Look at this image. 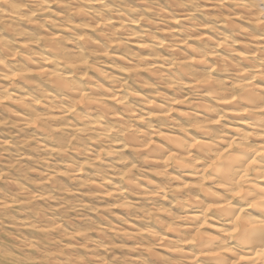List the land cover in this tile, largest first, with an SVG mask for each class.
<instances>
[{
    "label": "rangeland",
    "instance_id": "1",
    "mask_svg": "<svg viewBox=\"0 0 264 264\" xmlns=\"http://www.w3.org/2000/svg\"><path fill=\"white\" fill-rule=\"evenodd\" d=\"M42 1V5H31L25 0H10L8 5L13 6L14 12L8 17L2 10L5 5L0 3V44L8 52L2 55L8 57L5 54L13 53V60L8 62L20 74L13 80L0 73V95H5L0 99V201H14L9 207L0 209V263L188 264L186 259L170 252L166 245L154 241L147 229L171 234L175 228L185 225L188 221L184 215L193 209H181L184 193L195 195L202 206L211 203L200 190L201 186H210L209 176L200 181L197 174L187 172L190 174L182 175L183 171L171 165L165 170L151 161L155 156L153 152L137 155L128 150H114L117 147L111 148L108 140H100L94 131L81 126L76 114L89 109L86 103L75 104L64 116L47 107L48 102H54L61 93L51 89L39 69L24 58L48 55L44 45L52 39L69 55L81 59L67 82L86 92L89 85H96L103 92L122 84L121 92L139 94L138 98L128 95L125 101L134 109V114L144 118L151 109L142 104V98L171 108L163 120L152 117L146 118L147 124L129 123L147 134L151 130L159 131L150 134V143L161 145L167 155L171 142L160 134H176L187 140L200 132L190 125L192 119L184 115L187 110L198 112L196 120L199 124L213 129L224 141L233 132L253 133L254 130L236 123L238 118L223 114L213 98L201 100L197 97L199 92L189 90L185 84L187 79L178 74L177 65L170 69L160 66L162 70L158 73L145 69L137 71L138 67L144 68L139 64L145 56L166 65L180 55H172L160 46L140 48L134 44H151L146 38L164 39L165 42L184 37L187 45L208 48L213 44L206 38L212 42L225 38L220 40L217 49L210 48L217 54L215 60H207L210 66L217 62L212 71L207 66L192 63L188 72L191 76H201L204 83L214 79L226 86L239 79L234 70L245 65L239 61V53L254 49L251 40L260 34L252 22L253 17L226 0H219L220 6L208 10L203 7L204 0H171L175 5L180 4L177 8L189 11L186 20L174 24L154 14L159 6L176 13L175 6L169 8L163 0H106V8H87L92 12L91 16L108 17L121 13L122 17L135 19V25L129 27L136 36L132 40L118 35L103 39L100 36L102 29L91 17L81 16V8L74 1ZM141 2L149 8H144ZM252 4L251 10L264 8V0H252ZM32 7L36 10L30 11ZM230 13L237 14L229 18L233 30L230 25L221 23L222 17ZM171 26H181L182 30L168 33ZM71 33L86 39V43L76 42L67 35ZM181 49L182 54H186L187 50ZM260 55H264V49L255 53V57ZM226 63L228 66H224ZM60 70L67 69L61 67ZM171 72L177 77L168 85L166 75ZM11 81L14 84L11 85ZM255 83L264 86L261 79H256ZM43 89H49L51 95L39 97ZM24 95L38 98L47 109L40 105L32 108L21 105L20 98ZM98 96L88 93V98ZM196 102L199 103L197 106ZM108 104L106 109L116 110L115 115L119 118L127 116L114 102ZM18 112L34 117L35 124L19 121L15 116ZM108 114L110 116L105 113L102 117L103 123L115 125L118 118L108 117ZM57 146L61 147L60 151L49 149ZM99 149V157L92 159L94 151ZM65 163H71L72 168L79 167L80 173L75 175ZM192 168L198 170L200 164L191 165L189 169ZM129 175L137 188L117 190L116 187L124 186ZM100 177H105L110 184H101ZM91 180L99 185H90ZM205 225L202 231L209 232V223ZM142 244L148 245V251L140 249Z\"/></svg>",
    "mask_w": 264,
    "mask_h": 264
},
{
    "label": "bare ground",
    "instance_id": "2",
    "mask_svg": "<svg viewBox=\"0 0 264 264\" xmlns=\"http://www.w3.org/2000/svg\"><path fill=\"white\" fill-rule=\"evenodd\" d=\"M10 0H0V3L5 7L6 15H13V6H9ZM31 5H42V0H25ZM74 1V4L81 8L80 15L88 18L91 17L97 27L102 29L100 36L104 39L110 36H124L127 40L135 38V31H130L129 26L135 25V19H129L120 16L98 17L94 16L90 9L95 6L106 8V0H67ZM168 7L175 6V11L168 12L161 6L155 8L154 14L161 16L163 19L171 23H178L186 20L189 11L186 9L177 8L180 4H174L171 0H163ZM204 9H216L219 5V0H204ZM230 1L240 7L243 12L250 13L253 17L252 22L259 29V35L252 41L254 49L247 50L244 53H239V61H243V67L234 70L239 79L235 82H230L229 85L221 86L216 83V80L200 79L201 76H191L188 72L189 65L192 63L202 64L204 67L213 70L216 61L208 65L207 60H215L217 56L215 49L221 44L220 38L217 42H212L206 38L207 42L213 45H187L184 37L179 40L169 39L163 42L162 40L148 39L151 44L136 42L138 47L160 46L168 49L172 55H180L176 59H172L164 64L158 63V60L145 56L142 65L144 68L138 67L137 71L143 69L158 73L162 70L160 66H165V69L177 65L178 74H182L186 79V86L189 90H196L201 100L202 98H213L215 104L220 107L225 115H230L233 118H238L236 123L253 129V133L233 132L234 134L223 140V136H218L216 132L211 131V128L199 124L196 120L199 115L198 112L187 110L186 115L191 120L193 127L200 132L197 136L188 138H179L176 134H160L161 137L171 142V149L166 155L165 148L161 145H151L150 134L148 132L137 130L133 128L132 121L137 123H146V118H157L163 120L168 115L171 108L164 107L163 104L155 102L152 99H141L145 107L151 110L146 112L145 118L141 114H134L128 103L125 101L126 96H133L138 98L139 94L133 92H121L122 84L111 88L109 91H101L100 87L96 85H89L87 92L82 88H78L73 83L66 81L71 76L72 69L81 61L80 57L71 56L60 48L52 39L44 45V51L48 55H34L33 57H26L24 60L32 67H37L39 73L49 81L51 89H55L61 93V96H56L54 102H48L49 108H54L61 115H68L71 108L75 104L86 103L89 107L84 113H77L76 115L82 122V127H88L96 133V137L100 140H108L109 146L118 151H131L137 155L153 152L155 156L151 158L154 163L160 164L165 170L174 167L183 171L182 175H195L201 181L209 176V187H200L203 192L211 200V203L202 206L195 195L190 193L182 194L181 209H193L187 212L184 217L187 223L181 228H175L171 234L166 232L160 233L154 229L148 228L147 232L154 241L162 243L170 249V252L179 255L186 259L188 264H264V86L255 83L256 79L264 81V55L255 57V53L264 49V8L262 10H251L252 0H226ZM142 3V2H141ZM143 4V3H142ZM144 8H149L146 7ZM35 7V6H34ZM31 9L30 11L36 10ZM172 9V8H171ZM29 12V11H28ZM4 13V12H3ZM110 15V14H109ZM236 13H230L223 16L221 23L231 26L234 25L229 18L236 17ZM221 24L220 22H218ZM182 30L180 26H171L168 33H179ZM64 31L67 30L65 29ZM146 35L145 32H141ZM123 34V35H121ZM73 37L76 42L86 43V39L76 34H67ZM201 35V34H200ZM170 36V35H168ZM173 36V35H172ZM202 37H206L203 35ZM235 41V40H232ZM112 42V41H111ZM233 43V42H231ZM181 46V47H180ZM211 46V47H210ZM180 47V48H179ZM215 48L214 50L210 48ZM183 48L186 54L181 49ZM73 50V48H69ZM8 53L3 44H0V73L2 77L16 79L20 76L16 69L11 66L9 60H13V53ZM10 56V57H9ZM257 58V59H255ZM8 59V60H7ZM209 60V61H211ZM221 61L223 59H220ZM262 61V62H258ZM59 66L65 67L67 70H60ZM228 66V64H224ZM177 77L175 72L166 75L168 85L173 84V80ZM11 85L14 81H11ZM121 92V93H120ZM88 93L98 94V97L88 98ZM127 94V95H126ZM51 95L49 89H43L39 97ZM5 95H0V99ZM21 99V105L27 107L43 106L39 99L24 95ZM140 99V98H139ZM198 101V100H196ZM109 102H114L120 106L123 113L127 115L124 119L116 116V110L108 111L106 105ZM54 103V104H53ZM199 104L196 102V106ZM199 106V105H198ZM46 107V109H47ZM200 107V106H199ZM153 111V113H152ZM105 113L108 117L118 118V122L113 126H106L102 121ZM15 116L22 123L30 125L35 124L34 117L26 116L24 113H16ZM220 116H218L219 118ZM132 119V120H131ZM145 125V124H144ZM76 126V125H74ZM78 127L74 128L77 129ZM167 129V128H166ZM168 131L171 129H167ZM172 131V130H171ZM222 133V132H220ZM222 135V134H221ZM110 136H112L110 138ZM255 140V141H254ZM51 151H60L61 147L57 146L49 148ZM100 150H95L92 159H96L100 155ZM165 154V156H164ZM200 164V168L189 169L191 165ZM65 167L72 171L75 175L80 173V168H72L71 163H65ZM189 169V170H187ZM130 170V169H129ZM190 172V173H187ZM169 175V173H167ZM101 184H110L105 177L98 178ZM90 185L95 187L99 183L94 180L90 181ZM124 187L137 188L136 182L130 175L124 181V186L116 187L117 190H122ZM123 191V190H122ZM12 200H1L0 209H5L12 205ZM209 232H203L202 228L205 223ZM55 223V222H54ZM175 237V238H174ZM148 245H141L140 249L148 251ZM3 264V263H0Z\"/></svg>",
    "mask_w": 264,
    "mask_h": 264
}]
</instances>
